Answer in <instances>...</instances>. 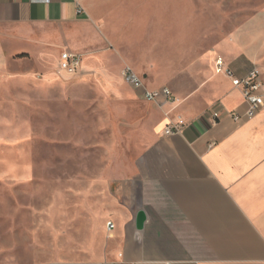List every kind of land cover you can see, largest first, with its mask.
<instances>
[{
    "label": "rangeland",
    "instance_id": "1",
    "mask_svg": "<svg viewBox=\"0 0 264 264\" xmlns=\"http://www.w3.org/2000/svg\"><path fill=\"white\" fill-rule=\"evenodd\" d=\"M135 1L113 33L119 47L83 52L76 75L58 69L57 41L81 26L0 27L4 41L30 38L0 69V264H113L119 167L137 159L165 104L146 103L125 67L199 113L215 53L243 50L264 66V0Z\"/></svg>",
    "mask_w": 264,
    "mask_h": 264
},
{
    "label": "crops",
    "instance_id": "2",
    "mask_svg": "<svg viewBox=\"0 0 264 264\" xmlns=\"http://www.w3.org/2000/svg\"><path fill=\"white\" fill-rule=\"evenodd\" d=\"M135 2L0 0V27L79 25L82 30L64 33L57 47L63 49L61 54L83 56L105 40L119 47L113 33L121 29ZM28 40L0 37V69L6 68L11 54L29 48ZM216 56L238 77L259 68L264 84L259 55L239 50L227 59L215 53L214 92L205 109L198 113L165 102L155 110L143 133L142 152L127 167H119L127 172L118 180L109 221L115 225L113 264H264V108L252 119L245 117L241 91L214 71ZM84 63L83 58L81 71ZM133 70L149 90L161 89L150 87ZM213 111L220 115L216 124ZM235 113L243 116L241 122L234 120ZM179 117L186 122L183 134L164 136L165 126ZM140 210L148 218L142 231L136 228Z\"/></svg>",
    "mask_w": 264,
    "mask_h": 264
},
{
    "label": "built area",
    "instance_id": "3",
    "mask_svg": "<svg viewBox=\"0 0 264 264\" xmlns=\"http://www.w3.org/2000/svg\"><path fill=\"white\" fill-rule=\"evenodd\" d=\"M82 62V55L65 51L60 56L58 69L68 75H76L81 71ZM213 67L216 74L224 75L231 80L234 88L241 91L244 102L247 105L245 117L252 119L257 116L264 108V84L260 69L254 67L244 77H238L221 56H216L213 59ZM123 76L127 84L134 90L140 91L146 101L158 103L161 99H164L166 103L174 104L176 98L169 88L163 87L159 90H149L145 86L143 79L131 67H125ZM219 118V112L213 111L211 114L212 123L216 124ZM233 118L237 123L243 120V116L236 113L233 114ZM185 126V120L179 117L176 121L170 122L165 126L163 135L166 137L180 136L183 134ZM107 229L113 231L115 229L114 223L108 222Z\"/></svg>",
    "mask_w": 264,
    "mask_h": 264
},
{
    "label": "water",
    "instance_id": "4",
    "mask_svg": "<svg viewBox=\"0 0 264 264\" xmlns=\"http://www.w3.org/2000/svg\"><path fill=\"white\" fill-rule=\"evenodd\" d=\"M147 214L144 210H140L138 213H137V216H136V228L137 230L139 231H142L145 227V224L147 222Z\"/></svg>",
    "mask_w": 264,
    "mask_h": 264
}]
</instances>
